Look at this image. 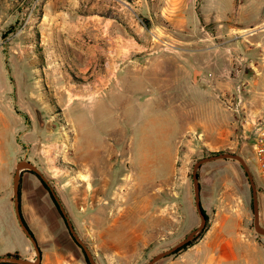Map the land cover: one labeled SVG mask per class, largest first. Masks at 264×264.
Wrapping results in <instances>:
<instances>
[{
    "label": "rangeland",
    "instance_id": "1",
    "mask_svg": "<svg viewBox=\"0 0 264 264\" xmlns=\"http://www.w3.org/2000/svg\"><path fill=\"white\" fill-rule=\"evenodd\" d=\"M194 1L186 11L187 26L171 31L157 0H0L4 147L9 157L27 154L35 163L44 180L22 162L18 169L36 178L49 197L50 192L58 197L96 264H111L108 254L101 253L109 246L98 239L95 220L88 217L96 214L98 227L106 228L133 194L137 200L151 194V201H141V210L163 216L164 178L173 165L166 149L180 131L175 176H182L176 189L184 210L188 204L195 209V163L211 157L197 169L198 185L222 190L230 180L231 192L245 195L249 203L248 178L240 163L219 158L231 154L244 160L255 184L259 181L264 215V174L252 149L256 124L264 120V11L243 31L235 15L229 20L231 30H214L202 19H214L230 6L228 0ZM97 16L107 22L104 33L101 23L93 21ZM215 34L220 37L203 40ZM117 50L124 56L116 58ZM200 67L206 68L203 76ZM158 76L162 87L175 84L166 92L173 96L155 89ZM200 77L208 92L205 99L194 90ZM181 88L187 97L180 95ZM53 210L56 221L50 227L60 222L69 236L55 206ZM185 214L184 229L196 221L189 210ZM42 226L35 222L30 231ZM250 227L254 229L252 208ZM173 246L171 240L152 244L134 264H146Z\"/></svg>",
    "mask_w": 264,
    "mask_h": 264
},
{
    "label": "crops",
    "instance_id": "2",
    "mask_svg": "<svg viewBox=\"0 0 264 264\" xmlns=\"http://www.w3.org/2000/svg\"><path fill=\"white\" fill-rule=\"evenodd\" d=\"M157 1L158 5H160V15L164 18L165 24L171 31H180L187 26L186 11L191 0ZM228 2L230 6L223 9V11L220 10L214 19H202L204 24L212 25L214 30H217L218 27H229L231 30L232 24L229 20L235 15L236 23L240 25L238 29L243 31L251 27L252 18H259L264 11L263 0H244L243 4L236 3V0H228ZM125 5L126 9L129 10L128 2H125ZM253 15L255 17H252ZM59 16H62L60 12L57 17ZM100 18L103 17L97 16L96 19H92L101 23L100 32L104 33V28L106 29L108 25L107 22L102 23ZM218 37L220 35L215 34L203 40H214ZM111 39H118L119 41L118 37H114V39L110 37L109 40ZM114 52L116 58L124 56L119 50ZM205 69V67H200V75ZM106 74H110V77L113 73L107 72ZM154 80L153 85L158 92L162 91L166 98L173 96L168 95L166 92L172 89L175 84L169 88L167 84L162 87L161 81L159 83V80H161L159 76L155 77ZM198 80L199 82L194 90H197L198 93L201 92V96L205 99L208 97V92H205V88L202 86L201 77ZM180 93L183 97L188 96L182 94V88ZM0 104L2 105L1 102ZM1 105L0 122L2 120L1 107H3ZM180 133L181 131L173 140L174 143L171 148L167 147L166 149L170 154L172 153L173 158L171 160L173 165L164 178L167 193L162 198L165 206L163 216L160 213L141 210V201L144 203L151 201V194H145L142 199L138 200V197H136L138 195L135 196L133 194L132 197H128V201L122 210H117L111 215L109 220L107 219L109 222L106 228L100 229L98 227L99 221L96 214L93 217H88L89 221L90 219L95 220L94 225L98 239L100 238L103 243L109 246L108 249L102 250L101 253L106 256L108 254V260L111 261V264H134L137 258L150 245L162 244L166 240H171L176 245L183 239L184 231L185 234H188L200 225V218L196 209L188 204L184 210L183 198L176 189L177 185H181L182 177L176 178L175 176V164L181 142ZM4 141V137L0 133V257L17 255L18 258L33 264H85L86 261L82 250L74 241L72 243L70 234L67 236L63 232L60 222L58 226L50 227L49 223L52 220L56 221L53 210L54 204L39 181L29 176L22 168L18 171L17 184L21 220L29 231L30 226H34L35 222L40 221L43 224L40 231L35 233L30 231L39 253V261L35 263L37 256L34 246L21 229L16 216L13 185V177L18 163L24 161L30 162L32 165L35 163H32L27 154L9 157L4 147ZM43 158L44 156H42V160H44ZM256 184L259 185L258 180ZM256 184L254 182L258 201V214H260V223L264 227V215L261 209L259 211L260 190L257 189ZM231 188L230 180L226 181V184L222 186V190L219 189L218 185L210 186L201 182L199 186L200 205L208 217L207 225L201 236L192 245L179 250L166 259L163 258L164 260L159 262L160 264H264V235L257 234L250 227V209L253 208L250 183L248 191L249 203L246 201L245 195H242V197L235 195L231 192ZM186 210L193 213L192 215L195 216L196 221L194 226L184 229Z\"/></svg>",
    "mask_w": 264,
    "mask_h": 264
},
{
    "label": "water",
    "instance_id": "3",
    "mask_svg": "<svg viewBox=\"0 0 264 264\" xmlns=\"http://www.w3.org/2000/svg\"><path fill=\"white\" fill-rule=\"evenodd\" d=\"M219 158H233V159L237 160L240 163L243 171L245 172V174H246V176L248 178L250 186L252 188V206H253L252 209H253V227H254V231L257 234L264 235V227L260 225L259 217H258V201H257V196H256L255 185H254L252 174H251L247 164L244 162V160L240 156H237V155L224 154V155H222ZM212 159H214V157L204 158V159L199 160L198 162L195 163V165L193 167V171H192V183H193V192H194V206H195V209H196V211L198 213V216L200 218V225L196 229L192 230L189 234H187V236H185V238L183 240H181V242H179L178 244H176L172 248L157 254L156 256L151 258V260H149L146 264H154L156 261H158L162 257L170 254L172 251L176 250L177 248L181 247L185 243L189 242L204 227L205 217H204V214L202 213V210H201L198 177H197V173L196 172H197V169L199 168V166L202 163H205V162L210 161ZM22 163L27 169L32 170L33 172L38 174V176H40L41 179L44 180V177L36 169V167L34 165H32L30 162H26V161H24ZM18 170L19 169H18V166H17V170H16V172L14 174V177H13L14 203H15L16 216H17V219H18V222H19V225H20L21 229L23 230V232L26 234V236L29 238L30 242L34 246V249L36 251V256H37L35 263H38V261H39V253H38V249H37V246H36V242H35L34 238L30 235V233H29L28 229L26 228V226L23 224V222L21 220V217H20V213H19L18 195H17V184H18V178H19ZM52 194L54 195L53 192H52ZM54 199L59 204V210H60V212L62 213V215L64 217L65 223L67 225V228H68L72 238L83 249L84 254H85L89 264H96L94 258L89 253L88 249L86 248V245L78 238L76 232L74 231L73 226H72V224H71V222H70L65 210L61 206L58 197L54 195ZM1 262H6V263H10V264H33L31 262H28L27 260H23V259L16 258V257H3V258L0 257V263Z\"/></svg>",
    "mask_w": 264,
    "mask_h": 264
},
{
    "label": "built area",
    "instance_id": "4",
    "mask_svg": "<svg viewBox=\"0 0 264 264\" xmlns=\"http://www.w3.org/2000/svg\"><path fill=\"white\" fill-rule=\"evenodd\" d=\"M253 159L259 171L264 174V120L258 122L253 134Z\"/></svg>",
    "mask_w": 264,
    "mask_h": 264
},
{
    "label": "trees",
    "instance_id": "5",
    "mask_svg": "<svg viewBox=\"0 0 264 264\" xmlns=\"http://www.w3.org/2000/svg\"><path fill=\"white\" fill-rule=\"evenodd\" d=\"M50 198H51V200H52L54 206L57 208L58 212L60 213L61 217H62L63 220H64V217H63L62 213H61L60 210H59V204L55 201V199H54V195L52 194V192H50ZM18 199H19V190H18ZM201 210H202V208H201ZM202 213L204 214V217H205V220H206V223H207V215L205 214V212H204L203 210H202ZM64 221H65V220H64ZM22 222H23V221H22ZM23 224H24V222H23ZM24 225H25V224H24ZM206 225H207V224L204 225V227L202 228V230L199 232V234H198L196 237H194L193 239H191L189 242L185 243V244L182 245L181 247L177 248V249H176L175 251H173L170 255L175 254V253H177L179 250L185 249L186 247L192 245V244H193V243H194V242H195V241L201 236V234L203 233V231H204ZM25 226H26V225H25ZM26 228H27V227H26ZM28 231H29V230H28ZM29 232H30V231H29ZM30 235H31V233H30ZM31 236H32V235H31ZM73 241H74V239H73ZM75 244H76V245L82 250L83 255H84V258H85V261H86V263L88 264V261H87V258H86V256H85V254H84L83 249L80 247L79 244L76 243V241H75ZM6 257H16V258H18L17 255H7Z\"/></svg>",
    "mask_w": 264,
    "mask_h": 264
},
{
    "label": "bare ground",
    "instance_id": "6",
    "mask_svg": "<svg viewBox=\"0 0 264 264\" xmlns=\"http://www.w3.org/2000/svg\"><path fill=\"white\" fill-rule=\"evenodd\" d=\"M136 72H138V71H136ZM143 72V71H142ZM135 73V72H134ZM140 73V72H139ZM110 79V78H109ZM59 82V81H58ZM122 91H123V89L122 88H120ZM129 89V88H128ZM134 89V88H133ZM132 90V89H131ZM129 91H130V89H129ZM93 92V91H92ZM131 92V91H130ZM93 95L94 94H92V95H90V97H89V99H91L92 97H93ZM132 95V94H131ZM85 97V96H84ZM74 99H77V100H83L81 97H75V98H72L71 97V99H70V101H72V100H74ZM93 99V98H92ZM91 99V100H92ZM85 101V100H84Z\"/></svg>",
    "mask_w": 264,
    "mask_h": 264
}]
</instances>
